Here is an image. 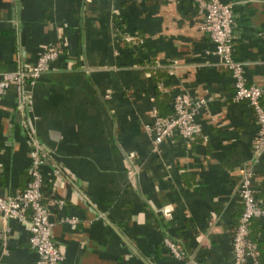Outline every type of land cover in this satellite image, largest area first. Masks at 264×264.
Masks as SVG:
<instances>
[{
    "label": "crops",
    "instance_id": "crops-1",
    "mask_svg": "<svg viewBox=\"0 0 264 264\" xmlns=\"http://www.w3.org/2000/svg\"><path fill=\"white\" fill-rule=\"evenodd\" d=\"M220 1L233 6L229 41L245 82L264 83V0ZM202 27L190 0H0V73L59 49L21 97L12 84L0 98V195L25 188L36 141L62 264H233L244 171L261 210L250 235L264 264V149L253 151L252 108L233 101ZM177 92L204 100L197 131L155 144L143 125L155 102L161 119L171 116ZM27 237V220L0 218V264L34 260ZM163 238L190 258L174 257Z\"/></svg>",
    "mask_w": 264,
    "mask_h": 264
},
{
    "label": "built area",
    "instance_id": "built-area-1",
    "mask_svg": "<svg viewBox=\"0 0 264 264\" xmlns=\"http://www.w3.org/2000/svg\"><path fill=\"white\" fill-rule=\"evenodd\" d=\"M197 12L203 17V30L207 34L213 47L211 53L218 62L229 71L232 79L233 101H246L252 108L256 121V131L253 137V151L258 154L264 149V110L260 100L264 97V83L248 84L242 75V63L234 59L229 37L233 22V6L220 0H190ZM59 49L50 47L40 53L29 70L19 68L0 73V98L12 84L16 87V94L21 97L25 83L32 84L46 70L49 62L58 57ZM204 103L203 99L192 101L185 92H177L172 97V114L168 118H156L143 128L151 137L153 143L158 144L164 138L177 135L187 141L197 131L195 116ZM29 162L27 173L29 179L23 190L12 195H0V218L14 220L18 223L28 221L27 243L34 252L35 258L30 262L14 264H62V255L53 243L48 221V211L42 198V179L38 171V164L44 153L40 144L33 141L28 153ZM238 202L241 211L238 221L230 231L233 264H257L255 246L248 237L251 219L257 218L261 210L255 199L250 183V175L243 172L237 185ZM63 220L74 226L77 219L73 216ZM6 227L4 232L7 233ZM163 244L176 258L181 259V248L167 238Z\"/></svg>",
    "mask_w": 264,
    "mask_h": 264
},
{
    "label": "trees",
    "instance_id": "trees-1",
    "mask_svg": "<svg viewBox=\"0 0 264 264\" xmlns=\"http://www.w3.org/2000/svg\"><path fill=\"white\" fill-rule=\"evenodd\" d=\"M260 105H261V107H262V109L264 110V97L260 100ZM154 112H155V114H156V118H159V119H161L162 118V116L163 115H161L159 112H158V109H157V103L155 102V105H154ZM253 112V111H252ZM253 117H254V114H253ZM42 201H43V198H42ZM241 211V210H240ZM240 214V213H239ZM239 214H238V217H239ZM255 219H257V218H253V219H251V222H250V225H249V233H248V237H249V239H250V241H252V243L254 244V246H255V251H256V263L257 264H259V260H258V256H257V250H256V242H255V239L253 238V237H251V235H250V232H251V226H252V224L254 223V220ZM237 221H238V218H237V220H236V223H237ZM235 223V224H236ZM235 226V225H234ZM175 243V242H174ZM180 248H181V246H180ZM181 253H182V255H181V260H188L189 258H190V256L188 255V253H187V251H185V250H183V248H181Z\"/></svg>",
    "mask_w": 264,
    "mask_h": 264
}]
</instances>
